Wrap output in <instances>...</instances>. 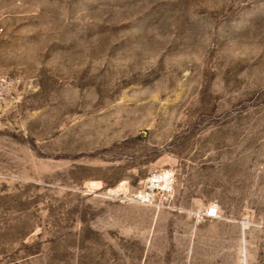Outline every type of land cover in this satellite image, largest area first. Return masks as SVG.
<instances>
[{
	"label": "rangeland",
	"instance_id": "rangeland-1",
	"mask_svg": "<svg viewBox=\"0 0 264 264\" xmlns=\"http://www.w3.org/2000/svg\"><path fill=\"white\" fill-rule=\"evenodd\" d=\"M0 264H264V0H0Z\"/></svg>",
	"mask_w": 264,
	"mask_h": 264
},
{
	"label": "built area",
	"instance_id": "built-area-1",
	"mask_svg": "<svg viewBox=\"0 0 264 264\" xmlns=\"http://www.w3.org/2000/svg\"><path fill=\"white\" fill-rule=\"evenodd\" d=\"M171 180L166 176V174H154L150 178H148L145 188L140 190L136 194V198L141 200H148V198L152 197V191L154 189H162V190H170ZM215 210L213 207H209L206 211L207 216H213Z\"/></svg>",
	"mask_w": 264,
	"mask_h": 264
}]
</instances>
